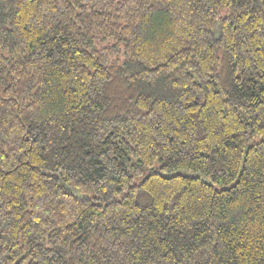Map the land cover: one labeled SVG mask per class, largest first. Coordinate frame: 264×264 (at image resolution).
Listing matches in <instances>:
<instances>
[{
	"label": "trees",
	"instance_id": "16d2710c",
	"mask_svg": "<svg viewBox=\"0 0 264 264\" xmlns=\"http://www.w3.org/2000/svg\"><path fill=\"white\" fill-rule=\"evenodd\" d=\"M0 264H264V0H0Z\"/></svg>",
	"mask_w": 264,
	"mask_h": 264
},
{
	"label": "rangeland",
	"instance_id": "374dc122",
	"mask_svg": "<svg viewBox=\"0 0 264 264\" xmlns=\"http://www.w3.org/2000/svg\"><path fill=\"white\" fill-rule=\"evenodd\" d=\"M156 166H158V164Z\"/></svg>",
	"mask_w": 264,
	"mask_h": 264
}]
</instances>
